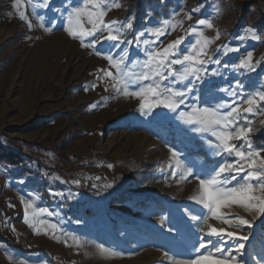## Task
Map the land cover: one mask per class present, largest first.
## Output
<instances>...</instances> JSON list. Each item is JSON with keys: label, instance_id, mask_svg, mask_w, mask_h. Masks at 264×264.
<instances>
[{"label": "rangeland", "instance_id": "rangeland-1", "mask_svg": "<svg viewBox=\"0 0 264 264\" xmlns=\"http://www.w3.org/2000/svg\"><path fill=\"white\" fill-rule=\"evenodd\" d=\"M166 1L158 0L160 4ZM171 1L167 14L154 18L143 0H116L121 7L112 8L105 21L133 22V29L123 36L125 43L117 49L108 41L95 48L83 47L64 31L67 12L79 0H50V6L37 8L36 15L28 0L19 4L0 0V145L28 156L34 169L33 173L17 174L16 166L0 163V197L9 204L7 221L0 224V264H170L169 257L191 259L199 254L193 244L204 233L188 213L203 216L207 209L190 199L197 190L195 179L179 181V174L172 175L169 148L196 168L225 159L231 162L235 157L214 156L206 143L214 138L193 132L177 118L178 112L188 110L195 102L192 96L197 95L201 106L205 101L208 106L230 102L233 97L221 89L231 87L237 79L243 82L245 95L264 90V0ZM142 7L148 15L136 28ZM21 11L31 28L19 18ZM37 15L44 16V21ZM200 19L213 24L211 29L199 26L207 37L220 34L208 53L212 61L221 63L209 62L208 73L196 82L192 95L177 112L161 107L142 115L138 99L117 92L114 81L102 76L101 70H115L96 55L97 50L118 56L127 49L130 59H144V45L135 43L137 33L144 31L141 40L151 42L156 38L146 30L170 21L176 25L175 31L169 28L150 44L162 49L179 36H186L185 43L194 40L188 29L197 27ZM249 30L260 40H252ZM128 40L133 44H127ZM85 43H91V38ZM223 45L239 51L224 55ZM248 52L253 53L256 70H234ZM212 69L221 75H211ZM248 118L253 121L252 140L264 131V115ZM198 150L206 157L197 155ZM76 180L80 183H73ZM42 190L49 198L42 196ZM58 191L74 196L69 200L51 194ZM22 198L54 213L38 217L46 222L39 234L24 222ZM224 211L250 221L242 229L249 239L229 240L226 247L242 242L243 255L237 258L243 264H264V216L254 217L237 207ZM48 223L57 228L48 229ZM209 223L227 227L217 220ZM97 244L122 255H101Z\"/></svg>", "mask_w": 264, "mask_h": 264}, {"label": "snow or ice", "instance_id": "snow-or-ice-1", "mask_svg": "<svg viewBox=\"0 0 264 264\" xmlns=\"http://www.w3.org/2000/svg\"><path fill=\"white\" fill-rule=\"evenodd\" d=\"M19 3L20 0H17V4ZM28 3L34 15L37 14V8L46 9L50 6V0H40L39 3L28 0ZM119 7L121 5L116 0H79L67 12L64 31L73 39H79L83 47L95 48L97 43L108 41L112 42L113 48L119 49L121 44L125 43L123 39L125 32L133 29L132 20L126 23L105 21L108 12ZM19 18L27 21L31 28V22L25 12H19ZM37 18L40 21L45 19L42 15H37ZM188 19H191L190 15ZM41 26L43 27V24ZM199 26L211 29L213 24L210 20L200 19L197 21V27L188 29V35H194V40L185 43L186 36H179L162 49L151 48L150 44H155L169 28L175 31L176 25L170 21L165 20L160 27L146 30L148 35L156 38L151 42L148 39L141 40L145 36L144 31L137 33L135 43L138 47L141 43L144 45L142 50L144 59H130L127 49H123L118 56L97 50L96 55L102 56L108 61L110 68L115 70H101L102 76L114 81L112 87L117 92L138 99L142 115H150L154 109L161 107L177 112L192 95L196 82L202 81L203 76L208 73L206 66L209 62L217 65L221 63L219 59L212 61L208 53L210 45L220 39L219 32L214 39H210ZM46 30L50 32L52 29ZM105 32L107 35H104ZM249 35L252 40H260V36L251 30ZM88 38H91V43H85ZM127 44L132 45L133 41L128 40ZM221 47L224 55L239 51V48L226 45ZM223 67L228 68L229 65L224 64ZM233 68L255 71L253 53L248 52ZM211 75L221 73L217 69H212ZM244 87L243 82L237 79L231 87L221 89L233 99L230 102L222 100L211 106H208L207 101L201 106V98L198 95L192 96L195 102L188 110L178 112L177 118L191 126L193 132L214 138L215 142L211 139L206 140L214 156H234L235 159L231 162L225 159L217 165L196 168L191 161L181 159L179 152L169 148L171 156L168 167L173 169L172 175L175 177L179 174V181H185L189 177L195 179L198 182L197 190L190 199L207 209V214L203 216L188 213L190 219L197 223L198 231L204 233V236L193 244L195 252L199 254L191 259L169 257L170 264H243L237 257L243 255L244 243H237L234 248L226 245L229 240L247 241L249 237L242 234V229L244 226H250V221L241 215L226 213L224 210L237 207L254 217L264 216V155H262L264 148L253 147L251 141V134L254 132L253 121L248 118L250 115H264V90L257 89L245 95ZM261 124H264V120ZM238 140L242 142L240 146L235 143ZM233 181L236 183L233 184ZM73 183L79 184L80 181L76 180ZM51 194L69 200L74 196L73 193L65 194L62 191ZM22 202L25 208L24 222L39 234L41 225L46 222L38 217L44 214L52 216L54 213L48 208L35 206L32 200L22 198ZM210 219L220 221L227 227H215L209 223ZM76 222L80 223L79 220ZM47 228L55 230L57 225L48 223ZM229 228L233 230H228ZM73 239L77 244L80 243L78 238ZM96 248L101 255L107 257L122 255L103 244H97ZM233 252L236 255H233ZM165 256L168 254L165 253ZM20 264L27 262L20 261Z\"/></svg>", "mask_w": 264, "mask_h": 264}, {"label": "trees", "instance_id": "trees-1", "mask_svg": "<svg viewBox=\"0 0 264 264\" xmlns=\"http://www.w3.org/2000/svg\"><path fill=\"white\" fill-rule=\"evenodd\" d=\"M144 6H149L150 8V14L154 18H159L167 14L169 8L172 6V1L168 0L165 3L160 4L158 0H143ZM146 7H142L141 9V15L140 18L136 21L135 27L139 28L141 27L142 22L147 17L146 13ZM252 143L255 146H262L264 147V131L263 133H256L255 136L252 137ZM29 145L32 146H39L38 144H32ZM197 155L201 157H206L205 152L198 150ZM208 159V157L206 158ZM31 159L22 154L21 152L11 149V148H5L0 145V163L3 165H10V166H16L17 171H15L17 174H24V173H33L34 169L30 165ZM42 196L49 198V194L45 191H41ZM87 213H90L91 211L86 210Z\"/></svg>", "mask_w": 264, "mask_h": 264}, {"label": "built area", "instance_id": "built-area-1", "mask_svg": "<svg viewBox=\"0 0 264 264\" xmlns=\"http://www.w3.org/2000/svg\"><path fill=\"white\" fill-rule=\"evenodd\" d=\"M9 204L7 199L0 197V224H4L7 221V211Z\"/></svg>", "mask_w": 264, "mask_h": 264}]
</instances>
